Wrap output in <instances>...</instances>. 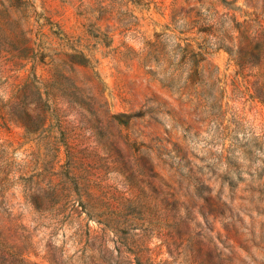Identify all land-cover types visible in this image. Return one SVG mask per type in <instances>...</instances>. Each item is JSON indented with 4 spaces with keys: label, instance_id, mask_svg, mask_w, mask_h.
<instances>
[{
    "label": "rangeland",
    "instance_id": "374dc122",
    "mask_svg": "<svg viewBox=\"0 0 264 264\" xmlns=\"http://www.w3.org/2000/svg\"><path fill=\"white\" fill-rule=\"evenodd\" d=\"M0 264H264V0H0Z\"/></svg>",
    "mask_w": 264,
    "mask_h": 264
}]
</instances>
